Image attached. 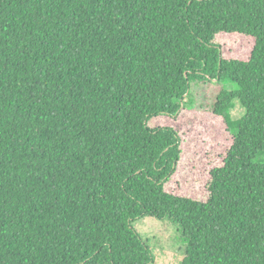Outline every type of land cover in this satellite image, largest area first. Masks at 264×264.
Wrapping results in <instances>:
<instances>
[{"label": "trees", "instance_id": "obj_1", "mask_svg": "<svg viewBox=\"0 0 264 264\" xmlns=\"http://www.w3.org/2000/svg\"><path fill=\"white\" fill-rule=\"evenodd\" d=\"M207 83L230 144L203 201L167 191L182 139L151 123ZM263 155L264 0H0V264H151L145 218L183 264H264Z\"/></svg>", "mask_w": 264, "mask_h": 264}, {"label": "rangeland", "instance_id": "obj_2", "mask_svg": "<svg viewBox=\"0 0 264 264\" xmlns=\"http://www.w3.org/2000/svg\"><path fill=\"white\" fill-rule=\"evenodd\" d=\"M225 52H237L240 48L239 37L230 36L222 41ZM203 84V83H201ZM193 85L186 97V108L179 118L157 120L152 126H175L182 139L183 156L176 175L167 185V191L196 200H206L207 184L213 168L221 166L230 144V137L223 121L211 112V105L220 89L216 83ZM231 89L230 86L227 87ZM245 109L236 103L232 110L234 120L240 119ZM264 164V155L256 159ZM151 249V264H183L187 242L179 228L171 221L145 218L135 223Z\"/></svg>", "mask_w": 264, "mask_h": 264}]
</instances>
